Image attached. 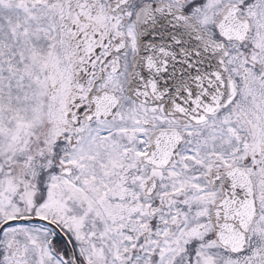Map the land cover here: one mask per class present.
I'll return each mask as SVG.
<instances>
[{
    "label": "snow or ice",
    "instance_id": "obj_1",
    "mask_svg": "<svg viewBox=\"0 0 264 264\" xmlns=\"http://www.w3.org/2000/svg\"><path fill=\"white\" fill-rule=\"evenodd\" d=\"M0 264H264V0H0Z\"/></svg>",
    "mask_w": 264,
    "mask_h": 264
}]
</instances>
